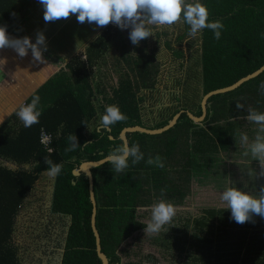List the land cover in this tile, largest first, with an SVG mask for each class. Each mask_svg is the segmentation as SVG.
<instances>
[{"label":"trees","instance_id":"1","mask_svg":"<svg viewBox=\"0 0 264 264\" xmlns=\"http://www.w3.org/2000/svg\"><path fill=\"white\" fill-rule=\"evenodd\" d=\"M200 2L209 10V22L219 20L224 28L219 40L212 30L203 29L199 47L192 51H198L193 59L199 65V92L194 88L193 93L186 89L181 93L177 85L172 92L175 103L164 104L154 115L153 106L159 100L153 92L160 79L161 47L181 67V44L189 34V25L182 22L173 39L168 31L152 26L153 36L137 46L129 38L131 27L122 30L110 23L98 27L101 32L86 46L85 57L75 55L65 63L68 71L53 73L26 98L28 104L34 96L40 97L38 124L13 128L4 121L0 125V264H20L17 247L11 242L13 224L35 179L48 168L45 158L63 165L52 180L48 206L51 213L68 218L59 264H100L90 227L88 179L83 173L72 175V169L121 146L118 136L124 126L161 127L183 109L174 126L163 133H127L129 145L139 143L144 154L139 163L132 164L130 158L128 168L121 173L107 162L92 168L96 227L107 264H142L143 260L123 263L121 253V246L147 226L137 218V209L161 199L182 206L192 191L193 178L201 177L198 171L211 168L221 152L229 151L235 120L246 117L249 109L264 113V92L259 87L264 82L263 70L231 90L211 95L201 123L187 116L186 110L200 114L204 92L229 84L264 61V0ZM40 5L39 0H0V25H7L9 35L28 37L24 24ZM51 55L52 60L62 61ZM145 103L153 108L149 110L153 117L146 115ZM237 103L243 108L237 109ZM109 105H118L127 119L103 128L100 117ZM18 110L10 117L16 118ZM40 128L52 135L51 152L38 141ZM69 135H75L81 147L66 152ZM157 155L163 159V168L147 163L149 157ZM161 189H165L163 195ZM204 213L193 220V228L186 222L163 242L167 247L174 245L179 254L186 251L181 264H264V218L254 215L252 221L238 224L227 207ZM146 257L158 260L151 252Z\"/></svg>","mask_w":264,"mask_h":264},{"label":"rangeland","instance_id":"2","mask_svg":"<svg viewBox=\"0 0 264 264\" xmlns=\"http://www.w3.org/2000/svg\"><path fill=\"white\" fill-rule=\"evenodd\" d=\"M43 16L44 9L41 5V7L38 6L35 8L34 13L28 16L24 24V29L28 37L32 40L36 41L37 32H43L46 38L47 50L43 51L44 46H41L45 63L34 60V64L30 67V72H38L39 75L41 72L46 73L48 71L47 67L49 66L46 64L48 63L46 62V56L52 57L51 54L63 59V64L58 72L68 71L65 63L75 55L85 57L86 46L101 32V28H98L95 23H78L76 15H70L67 19L47 23L44 21ZM182 26L181 21L170 27L157 26L156 29L159 31H168L167 33L173 39ZM14 38H17V36L14 35ZM199 43L200 32L195 37L189 34L185 37L181 44L184 51L181 67L177 65V60L175 62L172 59L170 52L164 49L163 46L161 47L162 65L159 73L160 79L158 89L153 92V94L159 97V100L153 106L154 109L149 108L148 104L145 103L147 105L146 115L148 117L159 114L164 104L169 105L175 103L172 92L177 85L178 88L176 89L181 93L185 89L188 93H193L195 92L194 88L198 92L200 91L201 84L199 81H196L199 75V65L193 59L194 55H198V51L195 53L192 52L198 49ZM79 46L81 47L80 50ZM5 50L12 52L8 53V56L13 61L16 60L17 56L20 57L11 48ZM27 56L28 54L25 57H21L23 62L26 61ZM178 77L180 78L179 84L176 83ZM151 93L149 92L148 94ZM152 109L154 110V115L149 111ZM5 120L13 128H16L19 124H23L18 116L12 118L5 115L2 116L0 122ZM232 138L236 139L237 143L241 139V136L237 137L234 134ZM239 146L241 151L238 156L231 154L233 161H236L234 160L235 158L237 160L254 158L251 154L245 156V152H242L247 147V144L240 141ZM231 158L219 156L212 162L213 166L211 168H206L201 172L198 171L201 177L193 178L192 191L185 199V203L182 206L176 207L177 212L172 222L164 225L159 233H147L144 228L133 234L127 243L121 246L122 251H120L123 257V263L127 260H143L142 264H181L187 257L185 254L186 251L179 254L174 248V245L167 247L163 245V242L172 238L175 228H181L186 222L193 228V220L204 216V211L227 207L226 202L222 201L221 195L228 187H241L238 185V177L244 171L237 164L239 161L234 162L235 164L232 166ZM230 169H233L235 174L237 173L235 175L236 178L234 177V173L230 174ZM52 180L53 178L47 175L46 170L42 171L35 179L33 187L28 192L15 216L11 242L17 247L20 264H59L68 218L53 214L49 211L48 206ZM151 206L137 209V218L148 224L151 221ZM148 252L154 254L158 260L146 257Z\"/></svg>","mask_w":264,"mask_h":264},{"label":"clouds","instance_id":"3","mask_svg":"<svg viewBox=\"0 0 264 264\" xmlns=\"http://www.w3.org/2000/svg\"><path fill=\"white\" fill-rule=\"evenodd\" d=\"M44 9V21L54 22L60 19H67L70 15H76L80 24L85 22L95 23L97 27H104L113 23L120 29L131 27L129 33L130 41L133 45H139L141 40L153 36L152 26H172L178 22L186 23L190 26L189 35L197 36L199 32L207 28L214 32V38L219 40L221 30L224 25L216 20L209 22V10L200 0H39ZM15 16V13H13ZM264 35V34H262ZM47 50L46 38L43 32H37L35 43L27 36L23 38H12L7 33V25H0V49L11 48L20 57H25L29 49L35 61L44 62L42 55ZM3 60H0L2 62ZM2 65V64H0ZM260 89L264 92V82L260 84ZM40 97L34 96L31 103L22 104L16 115L29 128L39 123L42 114L38 108ZM237 109L243 108L240 103L236 104ZM118 105H109L105 113L100 117V126L108 128L111 125L126 120ZM247 121L259 125V132L264 133V113L249 109L248 115L244 117ZM86 125V123H83ZM69 147L66 152L75 151L81 147L75 135L68 136ZM241 142L248 143V136L241 135ZM88 143L84 145L87 147ZM251 155L264 165V135L257 134L255 140L249 145ZM52 149H49L51 152ZM249 153H244L247 156ZM132 164H137L144 159L143 152L140 151L139 143L129 145L122 143L121 146L111 151L105 158V162L112 165L116 173L123 172L129 166V159ZM48 165L47 175L51 178L57 177L62 171V164H53L45 158ZM149 165L163 168V159L157 155L155 158L149 157ZM264 174V173H262ZM165 189H161L163 195ZM223 202H226L227 209L231 211V219L238 224L252 221L254 215L264 218V188L260 189L257 195L236 187H228L221 195ZM177 208L170 202L161 199L151 206V221L145 227V232L157 234L163 226L170 224L175 217Z\"/></svg>","mask_w":264,"mask_h":264},{"label":"crops","instance_id":"4","mask_svg":"<svg viewBox=\"0 0 264 264\" xmlns=\"http://www.w3.org/2000/svg\"><path fill=\"white\" fill-rule=\"evenodd\" d=\"M9 36L14 38V36ZM80 48L81 47L79 46V50ZM5 49L7 48H4L0 51V60H3L0 62V64H2L0 65V120L2 119V116H10L15 109L20 108V106L25 103V100L30 95V93H32L53 73L58 72L63 64V59L61 57L60 58L62 61L58 63L57 61L52 60L51 57L46 56V62H48L46 64L49 65L47 67L48 71L46 73L41 72L39 75L38 72H30V67L34 64V59L30 49L25 62H23V59L18 56L16 57V60L13 61V59L8 56V53L12 52H7ZM237 120H235L236 123L234 122L237 126L235 127L234 131H232V137L234 134L237 137H240L242 134L247 135V147L244 148V151L242 150V152L248 151L250 155L251 152L249 145L255 140L257 134L264 135V133H260V126L253 122L247 121L244 118L239 122ZM3 122L4 121H1L0 125ZM236 141V139L232 138V144L229 147V151L225 153L221 152L219 156H223L225 158H231V154H236L238 156L239 152L241 151L239 146L241 139L237 143ZM231 159L232 166L235 164L234 162L239 161L237 164H239L244 170H242L243 173L238 177V185L241 186L238 189L246 190L253 195H258L260 189L264 188V174H262L264 173V165H261L260 161L256 158H250L249 160H237V158H235L234 160L236 161H233V158ZM233 173L234 170L230 169V174ZM235 175H237V173H234V177L236 178Z\"/></svg>","mask_w":264,"mask_h":264},{"label":"water","instance_id":"5","mask_svg":"<svg viewBox=\"0 0 264 264\" xmlns=\"http://www.w3.org/2000/svg\"><path fill=\"white\" fill-rule=\"evenodd\" d=\"M264 70V61L255 69L251 70L250 72L244 73L237 77L235 80L230 82L229 84L223 85V86H218L212 89L207 90L204 92L200 98V114L195 115L191 111L186 110L187 116L194 122V123H201L204 118L206 117L207 114V102L208 98L215 94V93H220V92H225L228 90H231L238 86L240 83L243 81H246L256 75H258L261 71ZM183 109L177 111L171 119L161 127L157 128H152V127H145L142 125H129V126H124L120 132H119V138L122 140V143H128L127 139V133L130 132H143L147 134H160L168 130L169 128L173 127L174 124L176 123L178 117L182 113ZM110 139H113L112 135H109ZM105 158L106 156L98 159V160H86L80 163L77 167L72 169V175L77 176L80 173H83L86 175L88 179V191H89V197L91 201V214H90V227L94 235V244H95V251L100 258V264H107V255L106 253L101 249V242H100V235L96 227V199H95V194L93 190V183H94V175L92 172V168L96 166H100L103 163H105ZM74 182V181H72Z\"/></svg>","mask_w":264,"mask_h":264},{"label":"built area","instance_id":"6","mask_svg":"<svg viewBox=\"0 0 264 264\" xmlns=\"http://www.w3.org/2000/svg\"><path fill=\"white\" fill-rule=\"evenodd\" d=\"M51 140H52L51 133L46 132L44 129L40 128L38 134V141L42 145V147L47 151H49L50 149Z\"/></svg>","mask_w":264,"mask_h":264}]
</instances>
